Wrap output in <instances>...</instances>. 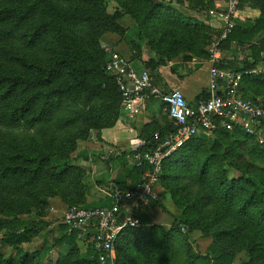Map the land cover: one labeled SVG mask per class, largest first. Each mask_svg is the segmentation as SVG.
<instances>
[{"label":"trees","instance_id":"16d2710c","mask_svg":"<svg viewBox=\"0 0 264 264\" xmlns=\"http://www.w3.org/2000/svg\"><path fill=\"white\" fill-rule=\"evenodd\" d=\"M146 1L147 5L141 7L140 11L136 13L130 10L126 11L134 19L133 25L136 26V29L138 28L142 31L147 28V22L157 8L156 5H150V0ZM238 2L239 5L250 2L264 12V0H238ZM69 11L74 13L73 11L75 10L70 9ZM69 11L62 9L56 3V0H8L0 5V128L1 130L47 128L48 130L43 132L46 134L45 138L43 137L46 145L40 152L47 150V147L52 148L54 146L53 151L50 150L48 152L50 157H58L59 155L56 154V151L61 148L55 149L54 133L52 131L56 129L62 132L67 128H76L74 135L71 138L69 137L67 155H63L64 159L59 156L60 162L67 160V156L75 150L77 139H84L89 134V130L96 131V135L99 138L100 131L103 128L111 127L117 119L122 101L114 78L105 76L106 63L104 64L103 61L88 56H86L85 60L79 50H76L73 38L77 37L79 33L75 30H77L79 25L85 26L91 20H94L103 29H111L110 31L113 32L118 31L121 37L128 30V28L120 29L115 27V21L122 16V13H118L114 17H108L104 13V5L101 4V0H96V4L90 8L77 9L75 16L70 17L69 21H67L66 17ZM34 15L35 17H33ZM177 22L174 20L175 24ZM204 28L203 25L185 27L186 30L192 29L193 34L191 35L195 37H199ZM205 31L208 30L205 29ZM28 32H30L29 40H27ZM237 33H240L241 37L257 35V47L253 50V62L251 64H243V67L238 68L222 61L221 68L242 73L253 69L257 63L264 61V17L256 19L253 26L248 30L233 29L226 40H236L235 34ZM190 38H182L181 41L174 39V41L168 43L171 50L169 52L157 48L160 40L150 41V50L154 52L155 57L144 62V67L153 70L162 64L164 59L170 60L169 58L174 57L172 52L177 45H182L185 50H190L188 52L189 54L192 53V56L208 57L207 53L200 52V54H195L191 50L193 39ZM85 42L91 45L92 40L85 38ZM70 45L72 46L71 48H69ZM128 46L132 53L136 52L131 44H128ZM112 47L113 45H109V48ZM134 53L132 57L139 58ZM182 59L186 60L184 57ZM89 63L97 65L100 70V72L94 71L97 78L92 73H90L89 77L86 76L91 71L87 66ZM250 77L254 76L244 77L242 83ZM100 80L103 82L97 84V81ZM242 83L240 88H242ZM84 94H86L85 105L75 107L73 102H79ZM207 96V92H204L198 100H205ZM71 98L75 101H68ZM64 105L67 107L73 106L71 108L75 109L77 114L72 113V119L60 118L55 123L59 113L62 115V108H65ZM262 127L264 130V120ZM172 130V125H167V128L159 132L160 137H164L168 131ZM73 138H75V141ZM252 138L255 137L249 136L239 129L231 132L219 130L212 136L198 135L163 162L158 183L172 197L181 196L180 192H178L180 190L176 187V179H184L185 174L188 172L187 174L190 175L191 170L195 167L200 176L205 177L212 164L225 161L227 165L235 170L236 178L228 180L225 178V171H221L220 180L216 181L218 190H215V195L223 199L218 203L219 206L225 205L229 211H235L239 221L244 220L248 215L249 225H255L259 232H263L264 235V180L259 179L258 181L260 185H263L261 189L253 186L251 182L243 179L244 174L251 172L248 166L242 167L230 160L233 152L238 153V147L251 141L250 139ZM233 139V144L226 143L227 140ZM238 139L243 141L237 144ZM209 141L212 142L210 146L208 144ZM63 142L66 145V141ZM256 145L258 144H255L254 147ZM259 145L264 153V141L259 143ZM35 146L37 149L40 145L37 143ZM35 146H32L34 151H36ZM6 147L10 149L7 150ZM153 147L154 142L151 137L145 140V144L141 147L139 153H147ZM20 148L14 147L12 144L5 145L7 151H4L5 157L0 161V182L8 180L6 178L14 175L25 176L32 167L36 166V170L31 171L32 179H30V184H36L42 178L59 182L70 180V186H63L57 193L69 205H85V189L82 185L83 172L73 167L66 168L63 172L51 174L45 170L44 161H39L33 152V157L25 161L22 160V157L17 153L23 151ZM12 157L14 158V165L6 164ZM182 159L184 160L182 161ZM193 159L197 160L196 164L199 166L193 165ZM21 165L24 167H21ZM178 169H183V173L176 176V170ZM141 171H139L140 175L142 174ZM187 188L188 186H186V190ZM125 190L123 189V191ZM256 190L260 192L257 193ZM196 192L200 194L196 199L200 196L202 202L207 204V197L204 196L207 190L203 189ZM29 196L31 197L32 195L30 194ZM237 202H240L238 206H236ZM196 204L197 202L195 201L194 205ZM196 206L198 208L200 206L199 203ZM184 224L187 227H191L189 223ZM44 226L43 222L26 224L18 220L4 218L0 213V230L6 228V233L0 237V246L20 247L28 243L31 236L35 235L36 231ZM62 229H65L64 233L54 238L53 243H51L53 249L61 250V248L73 246L75 233H66L64 226ZM170 231L179 233L175 228H171ZM158 232V227L152 226L143 230L141 225L136 229L123 231L116 243L115 264H171V262L167 263L161 260V257L154 258L151 255V247L154 245ZM71 251L74 253V250ZM71 251L64 257L58 253L54 264H66L67 260L73 256L72 254L69 257ZM233 261L234 259L230 252L227 250L220 251L215 247H209L208 253L205 255L191 254L187 260L188 264H233ZM74 262L73 264H88L85 261H81V263L79 261ZM0 264H31V260H28V258L22 260L7 258L0 259ZM247 264H252V260Z\"/></svg>","mask_w":264,"mask_h":264},{"label":"rangeland","instance_id":"374dc122","mask_svg":"<svg viewBox=\"0 0 264 264\" xmlns=\"http://www.w3.org/2000/svg\"><path fill=\"white\" fill-rule=\"evenodd\" d=\"M6 1L8 0H0V5ZM216 1L224 3L226 9H228L230 3L234 1L237 3V8L239 6L238 0H150V5H156L157 8L147 22L145 31L137 28L140 33L139 41L136 45H132L133 49L136 51L135 54L140 57L141 44L145 45V49L148 52L154 53L150 50V41L159 40L160 44L157 45V48L169 52L171 50L168 43L174 41V39L181 41L182 38L190 37V39H193L191 50L195 54H200V52L208 54V48L216 39L213 37V32L211 33L214 29L210 26L211 21L216 19L215 15L219 13H217L215 9ZM56 3L60 5L62 9L68 11L73 9L76 11L77 9L92 7L96 4V0H56ZM101 4L104 5V13L108 17H114L118 15V13H122V16L115 21V27L120 29L128 28V30H130L133 27L136 28V26L133 25L134 19H132L126 11L130 10L136 13L140 11L141 7L147 5V1L101 0ZM75 11H73L74 13L69 11L66 17L67 21H69L70 17L75 16ZM202 12H205L207 15H202ZM211 12L213 14H211ZM223 12L225 11L223 10ZM33 17H35V15ZM174 20L178 22L175 24ZM97 24L98 23H95L94 20H91L86 23L85 26L79 25L77 30H75L78 31L79 35L74 37L73 41L76 44V50H79V53L84 56L85 60L86 56H88L99 59L105 64L110 53L119 54L120 49H130L129 46L124 44V39L120 36L118 31L113 32L110 31L111 29H103ZM189 25H203L205 28L202 29L203 33L201 32L199 37H195L191 35L193 34L192 29H185V27ZM205 29L208 31H205ZM29 35L30 32L27 33V40L30 39ZM85 38L92 40L91 45L85 42ZM109 45H113V47L109 48ZM71 47L70 45L69 48ZM188 51L190 50H185L182 45H177L172 52L174 57L169 59L182 60V58L189 53ZM43 57L45 56L43 55ZM87 66L91 70L86 75L87 77L90 76V73L96 77L94 71L100 72L97 65L89 63ZM105 76H107V78L113 77V75L107 74V72H105ZM102 82V80L97 81V84ZM85 99L86 94L81 96L79 102H73L75 103V107H82L85 105ZM68 101L75 100L71 98L68 99ZM64 107L65 108H62V115L59 113L55 123H57L60 118L72 119L73 114H77L76 110L71 108L73 106L67 107L64 105ZM67 129L62 132L56 129L52 131L54 133L55 149L58 147L62 148V150L60 148V150L57 149L56 151V154L61 158H63L64 154L67 155L66 152L69 148L68 140L74 135V130L76 128ZM47 130V128L45 129L43 127L31 130H1L0 128V161L5 157L4 151L10 149L6 147V150L5 145L12 144L14 147H21L23 149V151L17 152L22 157V160L25 161L33 157V152L39 161H44L45 170L51 174L63 172L66 168H73L71 165H73L72 156L74 151L67 156V160L61 162L59 161V156L50 157L48 155L50 150L53 151L54 146L52 148L47 147V150L40 152L46 145L43 139L46 134L43 132ZM92 133H96V131L89 130V134ZM89 134L82 140L77 139L75 145L77 146L78 143L86 141L88 136H90ZM73 139L75 141V138ZM250 140L251 141L238 147V153L233 152L230 156L232 157L230 160L242 167L247 165L251 172H249V174H244L243 179L261 189L263 185H260L258 181L259 179L264 180V153L260 149L257 139L252 138ZM63 141H66V145ZM233 141L234 139L227 140L226 143L233 144ZM237 141L236 143L238 144L243 140L238 139ZM37 143H39L40 146L36 149L35 145ZM208 144L210 146L212 142L209 141ZM255 144L258 145L254 147ZM32 146H35L36 151L32 150ZM13 157L11 160H8L6 164L14 165ZM183 160L184 159H182V161ZM193 160L195 163H193V165L199 166L196 164L197 160ZM226 163L225 161H219L218 163L212 164L206 172L207 175L205 177H201L195 167L190 172L191 177L187 172L184 179H176V187L180 190L178 192H180L181 196L172 197L166 192L163 186L158 183L156 198L154 201L149 202L157 209L156 214H154V216H156V225H153V227L159 228L158 235L155 237L156 241L154 240V245L151 247V255L154 258L161 257V260L167 263L171 262V264H188L187 260L191 254L205 255L208 253L209 247H215L220 251L227 250L230 252L234 259L233 264H247L251 260L252 264H264L263 232H259L255 225H249L248 215L244 220L239 221L235 211H229L225 205L219 206L218 204L223 200L215 195V190H218L216 181L220 180L221 171H225V178L228 180L236 178L235 170ZM21 167L24 166L21 165ZM34 170H36V166L32 167L30 172L25 176L14 175L6 178L8 179L6 181L0 182V213L4 218L18 220L26 224H38L43 222L45 226L37 230L36 234L31 236L30 241L20 247L12 248L0 246V259L13 258L22 260L28 258V260H31V264H54L58 253L64 257L67 256L71 250H74V253L71 251L69 257L72 254L73 256L67 260L66 264H73L75 263L74 261H79V263L85 261L88 264H99L98 260L96 262V251L92 238L84 236L80 238L76 233L74 234L75 238L72 247L61 248V250L51 247L54 238L60 236L65 231V229H62L64 226V214L71 207H79V205L73 206L67 204L64 199L60 198V194L57 193L63 186H70V180L59 182L42 178L38 183L30 184V179H32L31 171ZM182 170L183 169L176 170V176L183 173ZM186 186H188L187 190ZM182 188H184V190H182ZM203 189L207 190V192L204 193V196L207 197L205 198L208 200L207 204L202 202L200 196L196 199V197L200 195L196 191H202ZM256 191L257 193L260 192L259 190ZM30 194L32 195L31 197L29 196ZM195 201L197 202L196 205H198V203L200 205L198 208L194 205ZM239 204L240 202H237L236 206ZM80 207H86V205H81ZM144 209L145 207H142L138 213L139 220L141 212H143ZM184 223H189L191 227H187ZM140 225L142 226L141 220ZM171 228H175L179 233H172L170 231ZM4 233H6V228L0 230V237ZM66 233H68L67 228ZM112 264H115V260Z\"/></svg>","mask_w":264,"mask_h":264},{"label":"built area","instance_id":"2783aa9c","mask_svg":"<svg viewBox=\"0 0 264 264\" xmlns=\"http://www.w3.org/2000/svg\"><path fill=\"white\" fill-rule=\"evenodd\" d=\"M236 8L237 3L234 1L225 12L215 15L222 26L221 34L208 48V96L193 105L178 90L162 93L151 84L147 72H136L119 54H109L105 70L113 75L122 104L132 109L138 101L144 109L149 98L159 99L172 122L173 130L164 137L155 135L153 149L134 156V166L142 169V174L131 189H114L109 195V205L75 206L64 214L63 225L68 233H77L80 238H92L99 264L113 263L118 238L123 231L140 226V209L156 198L163 162L191 139L198 135L212 136L219 130L231 132L239 129L254 136L259 143L264 141V105L244 98L240 89L243 78L255 76L258 71L251 69L241 73L221 68L223 59L220 43L227 39L234 28Z\"/></svg>","mask_w":264,"mask_h":264},{"label":"crops","instance_id":"0c3cea01","mask_svg":"<svg viewBox=\"0 0 264 264\" xmlns=\"http://www.w3.org/2000/svg\"><path fill=\"white\" fill-rule=\"evenodd\" d=\"M224 6V3L216 1L217 13L226 11ZM202 15L207 14L202 12ZM260 17H264V12L254 4H240L233 18V29L248 30ZM210 24L214 29L213 37L217 39L221 34L222 23L216 18ZM235 37L236 40L220 43L223 61L238 68L243 67V64H251L254 58L253 50L257 47V35L241 37V34L237 33ZM123 39L127 46L136 45L139 41L137 29L133 27L127 30ZM140 47L139 58L132 57L134 52L127 48L120 49L119 54L136 72H147L151 84L162 93L178 90L193 105L202 93L207 92L210 68L208 57L187 53L184 57L186 60L164 59L162 64L152 70L145 68L143 63L154 59V54L148 52L144 44ZM253 69L257 70L258 74L245 79L240 89L244 98L264 105V61L257 63ZM169 124L172 125V122L157 98H149L144 109L138 101L132 109H127L121 101L117 119L111 127L103 128L99 138L96 133H92L86 141L78 143L73 152L71 166L83 172L82 185L85 189L86 207L109 205V195L114 189H131L140 180L139 171L142 170L134 166V156L144 146L146 139L154 138ZM144 207L140 220L142 229L146 230L156 225L154 214L157 209L152 203Z\"/></svg>","mask_w":264,"mask_h":264},{"label":"water","instance_id":"95a60500","mask_svg":"<svg viewBox=\"0 0 264 264\" xmlns=\"http://www.w3.org/2000/svg\"><path fill=\"white\" fill-rule=\"evenodd\" d=\"M131 89H133V87H131Z\"/></svg>","mask_w":264,"mask_h":264}]
</instances>
